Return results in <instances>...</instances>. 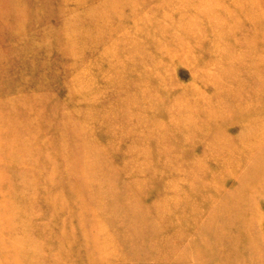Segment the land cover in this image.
Here are the masks:
<instances>
[{
	"label": "rangeland",
	"instance_id": "1",
	"mask_svg": "<svg viewBox=\"0 0 264 264\" xmlns=\"http://www.w3.org/2000/svg\"><path fill=\"white\" fill-rule=\"evenodd\" d=\"M0 264H264V0H0Z\"/></svg>",
	"mask_w": 264,
	"mask_h": 264
},
{
	"label": "bare ground",
	"instance_id": "2",
	"mask_svg": "<svg viewBox=\"0 0 264 264\" xmlns=\"http://www.w3.org/2000/svg\"><path fill=\"white\" fill-rule=\"evenodd\" d=\"M113 49V48H112Z\"/></svg>",
	"mask_w": 264,
	"mask_h": 264
}]
</instances>
